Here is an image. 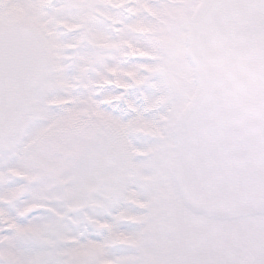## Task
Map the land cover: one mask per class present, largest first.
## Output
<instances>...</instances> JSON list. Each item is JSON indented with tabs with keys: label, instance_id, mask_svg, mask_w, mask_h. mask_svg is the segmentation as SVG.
Segmentation results:
<instances>
[{
	"label": "snow or ice",
	"instance_id": "snow-or-ice-1",
	"mask_svg": "<svg viewBox=\"0 0 264 264\" xmlns=\"http://www.w3.org/2000/svg\"><path fill=\"white\" fill-rule=\"evenodd\" d=\"M0 264H264V0H0Z\"/></svg>",
	"mask_w": 264,
	"mask_h": 264
}]
</instances>
